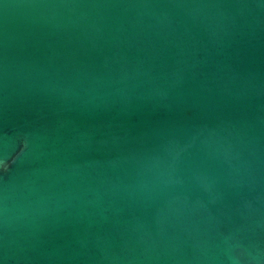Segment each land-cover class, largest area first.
<instances>
[{
    "label": "water",
    "instance_id": "obj_1",
    "mask_svg": "<svg viewBox=\"0 0 264 264\" xmlns=\"http://www.w3.org/2000/svg\"><path fill=\"white\" fill-rule=\"evenodd\" d=\"M0 264H264V0H0Z\"/></svg>",
    "mask_w": 264,
    "mask_h": 264
}]
</instances>
